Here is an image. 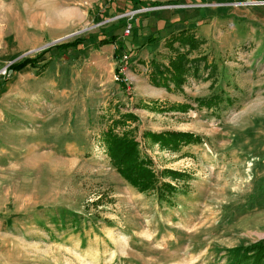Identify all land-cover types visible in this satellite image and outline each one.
<instances>
[{
    "label": "rangeland",
    "instance_id": "obj_1",
    "mask_svg": "<svg viewBox=\"0 0 264 264\" xmlns=\"http://www.w3.org/2000/svg\"><path fill=\"white\" fill-rule=\"evenodd\" d=\"M179 2L155 7L186 12L185 29L202 41L189 59L202 61L190 63L183 84L163 87L151 80V61L168 66L188 46L168 45L172 33L140 37L147 20L138 4L74 0L70 15L64 1L55 9L0 0V264H264L253 255L264 245V114L241 127L224 119L250 95L264 96L246 89V76L256 79L246 70L255 43L227 34L230 23L247 33L264 0ZM130 23L138 26L126 36ZM112 34L124 45L118 56L116 44H100ZM77 38L87 40L56 47ZM26 58L37 67L9 69ZM230 66L245 70L230 77ZM117 67L147 79L122 76L121 87ZM126 114L138 120L121 121ZM109 128L135 135L160 180L176 187L172 196L140 192L117 173L102 140ZM146 131L202 141L174 150Z\"/></svg>",
    "mask_w": 264,
    "mask_h": 264
},
{
    "label": "trees",
    "instance_id": "obj_2",
    "mask_svg": "<svg viewBox=\"0 0 264 264\" xmlns=\"http://www.w3.org/2000/svg\"><path fill=\"white\" fill-rule=\"evenodd\" d=\"M134 4H139L138 0H126ZM162 4L152 3L148 7L160 6ZM86 38H77L72 42L62 43L56 47L59 49H69L77 47ZM190 31L181 30L178 33L172 32L167 41L168 45L173 46L176 42H179L184 47L188 46V50L184 53H177L174 57L170 59L168 66H165L157 60H152V71L151 80L154 85L168 87L169 80H173L175 83L183 84L186 79V74L190 70V63L197 66L200 65L199 62L202 58L196 60L189 59V54L197 49H199L202 41ZM116 44V55L120 54L122 48L124 47L122 40L116 34H112L110 37H105L100 40V44ZM148 43L154 44L153 40L148 39ZM47 50H44L46 52ZM38 59L26 58L19 63L12 64L10 70H21L24 67L30 65L31 67H37ZM121 63L123 61L120 59ZM116 74L118 76H123V72L120 67L116 68ZM197 70V67L195 68ZM121 87H124V83L120 82ZM125 88V87H124ZM202 103L204 101H201ZM125 120H138L137 116L133 114H126L121 121ZM145 137L147 136L155 143H160L164 148L178 149L182 145H187L190 143H200L202 138L198 134L185 131H164L160 133L146 131ZM103 143L105 144L108 156L110 157L113 167L130 185L135 187L140 192H150L157 191L161 199L166 200L176 192V187L167 181L160 180L159 175L154 169V162L151 158L143 157L140 144L137 141L135 135H132L129 131L123 134H118L114 131V128H109L103 133L102 136ZM164 176H171L177 179L178 176H182V172L174 169L163 170ZM255 262L261 263L264 261V245H256Z\"/></svg>",
    "mask_w": 264,
    "mask_h": 264
},
{
    "label": "crops",
    "instance_id": "obj_3",
    "mask_svg": "<svg viewBox=\"0 0 264 264\" xmlns=\"http://www.w3.org/2000/svg\"><path fill=\"white\" fill-rule=\"evenodd\" d=\"M35 1V0H34ZM41 1H46V0H38L39 3ZM61 1H64V9L66 11H70V15L72 14V8L74 4V0H48V3L51 5H55V9L60 5ZM103 0H90V4L93 5L96 4L95 6H101ZM139 4L138 6L141 7L139 10L143 11L142 13L145 14L141 17H146L145 19L147 20L146 23L144 24L145 20H142V23H139V26L136 25V23L131 24L133 29L131 30V33L133 34L134 32V27L138 26L135 30L137 32L139 31L140 37L141 36H149V35H155L154 37L159 38V41L165 40V38L172 32H177L178 30L185 29L186 26V12L184 10H179V9H174L171 10L169 7L162 6V8H156V7H148L152 3H157V4H170L171 2H175L180 4L179 0H138ZM177 1V2H176ZM86 5L89 4V2H85ZM263 6H256L255 9H259L264 11V4ZM29 7V6H28ZM92 7V6H90ZM61 8V6H60ZM90 9V10H89ZM92 8H87L85 10H82L83 15L89 17L92 16ZM247 11V10H246ZM139 13V12H138ZM243 15V14H242ZM263 14L260 15L259 19L260 21L255 22V25H251L247 27V33H243L245 30V27L241 26L240 29L233 25V23L229 24L230 29L227 31V34L232 37L234 35L237 37L235 39V43H240V44H245V43H250L254 42L255 47L254 49L250 52L249 58H248V68L246 70H253L256 73V79L252 77V74L250 76H246L247 82L249 83L247 90H251L250 92L256 90L258 92L264 93V20L263 24L261 25V20L264 19ZM116 21V20H115ZM242 22V21H241ZM189 23V22H188ZM254 23V22H253ZM237 29H239V34L236 33ZM151 30V31H150ZM154 31V33H153ZM131 34V35H132ZM133 37V36H132ZM161 38V40H160ZM242 57V56H241ZM243 59V58H242ZM229 67V66H227ZM226 69V73L228 75L237 76V72L233 70H245V68L240 67L238 69H234L233 66H230V68ZM125 70V69H124ZM253 73V72H252ZM123 77L125 79H128L132 83H138L141 80L147 79L146 76L143 75V73H134L125 70L123 72ZM253 82H255L253 84ZM242 89V87H241ZM235 136V135H234Z\"/></svg>",
    "mask_w": 264,
    "mask_h": 264
},
{
    "label": "clouds",
    "instance_id": "obj_4",
    "mask_svg": "<svg viewBox=\"0 0 264 264\" xmlns=\"http://www.w3.org/2000/svg\"><path fill=\"white\" fill-rule=\"evenodd\" d=\"M226 112L225 121L233 127H241L251 116L264 114V96L250 95Z\"/></svg>",
    "mask_w": 264,
    "mask_h": 264
},
{
    "label": "built area",
    "instance_id": "obj_5",
    "mask_svg": "<svg viewBox=\"0 0 264 264\" xmlns=\"http://www.w3.org/2000/svg\"><path fill=\"white\" fill-rule=\"evenodd\" d=\"M133 13H135V12H133ZM131 29H132V26H131V24H129L128 27H127V29H126V32H125V35H126V36H129V34L131 33ZM124 54H125V53H124ZM123 58L128 59V56L125 54V55L123 56ZM125 59H123V61H126ZM122 70H124V68H122ZM115 79L118 80V81H122V80H124L122 76H118V75L115 76ZM126 81H127V80H126Z\"/></svg>",
    "mask_w": 264,
    "mask_h": 264
},
{
    "label": "water",
    "instance_id": "obj_6",
    "mask_svg": "<svg viewBox=\"0 0 264 264\" xmlns=\"http://www.w3.org/2000/svg\"><path fill=\"white\" fill-rule=\"evenodd\" d=\"M77 33H78V32H76V33H74V34H77ZM74 34H71V36L74 35Z\"/></svg>",
    "mask_w": 264,
    "mask_h": 264
}]
</instances>
